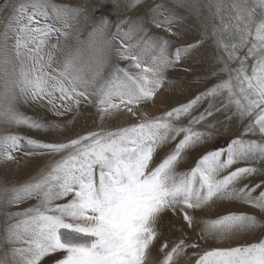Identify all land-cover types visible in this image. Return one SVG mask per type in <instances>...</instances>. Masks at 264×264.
<instances>
[{
    "label": "snow or ice",
    "instance_id": "obj_1",
    "mask_svg": "<svg viewBox=\"0 0 264 264\" xmlns=\"http://www.w3.org/2000/svg\"><path fill=\"white\" fill-rule=\"evenodd\" d=\"M191 17L211 26L186 40ZM205 45L216 82L154 113L167 74ZM86 109L99 127L65 137ZM225 120L240 135L181 170ZM12 163L37 170L0 177V264H264V0H2L0 166ZM167 213L182 220L174 240Z\"/></svg>",
    "mask_w": 264,
    "mask_h": 264
},
{
    "label": "rangeland",
    "instance_id": "obj_2",
    "mask_svg": "<svg viewBox=\"0 0 264 264\" xmlns=\"http://www.w3.org/2000/svg\"><path fill=\"white\" fill-rule=\"evenodd\" d=\"M2 2V0H0ZM191 23L193 27L191 28L189 34L185 37L186 40H192L198 36L197 28L208 27L210 29V22L206 21L203 17L197 19L191 17ZM174 50V49H173ZM170 50V51H173ZM201 56L196 59L186 58L180 69L175 71H170L167 75L168 78L173 81L171 89L167 91L162 97L157 100L156 107L152 109L154 113H159L171 108L177 103L184 102L201 91H204L207 87H210L216 81L211 78V72L215 67L214 56L216 55L214 49L205 45L201 49ZM26 111L32 112L36 115L46 116L52 123H62L64 118L56 117L52 115L51 112L47 111L46 108L34 107L26 108ZM202 110V109H201ZM227 115V114H224ZM219 119L223 120L224 117L220 116ZM99 120L96 119L93 109H86L80 117L77 118L70 125V130L65 132V137L75 136L84 132L95 130L99 127ZM215 123V121H213ZM219 128V125H218ZM198 130H204L201 126H197ZM241 124L239 121L235 123L224 121V128L219 129V134L214 135L215 143L210 142L207 148H200L198 151L192 153L191 159H189L184 165L181 166V170H187L194 166L196 159L199 158L205 151L211 150L213 147H223L229 139L235 138L240 135ZM28 135L34 136L39 140H51L57 138L55 133H36L29 132ZM23 159V158H22ZM239 166H244L243 164ZM37 170V165L35 163L21 164L19 167L15 164H9L6 167L0 166V177H8L13 183L22 182L29 179L35 174ZM6 185L0 183V190H2ZM24 205L23 207H27ZM237 211H252L247 208H233ZM212 213H209L211 215ZM258 218L264 220V215L260 213H255ZM165 225H176V228L165 227V238L169 240L176 239L180 233V225L182 220L178 216H174L171 213H167L164 216ZM160 242H157L155 247L152 248L153 259L158 260L160 257L159 253ZM180 264H186V260L182 259Z\"/></svg>",
    "mask_w": 264,
    "mask_h": 264
}]
</instances>
